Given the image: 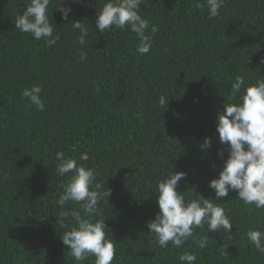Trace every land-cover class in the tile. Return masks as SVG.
Returning <instances> with one entry per match:
<instances>
[{
  "label": "trees",
  "instance_id": "trees-1",
  "mask_svg": "<svg viewBox=\"0 0 264 264\" xmlns=\"http://www.w3.org/2000/svg\"><path fill=\"white\" fill-rule=\"evenodd\" d=\"M103 2L65 0L72 8L65 20L54 8L62 0H52L60 39L47 46L15 28L28 0H0V264H77L60 236L61 220L73 226L79 205L68 202L69 215L60 216V185L71 173L58 175L57 151L93 168L111 189L100 208L115 240L112 264H180L184 252L195 253L194 264H264L247 237L264 231V208L246 205L236 191L217 200L231 233L194 229L209 236L204 249L192 239L162 249L147 227L159 212L157 182L172 169L186 172L177 190L187 198H215L208 182L223 166L218 153L227 157L218 112L236 75L246 85L264 79V0H226L213 19L193 0H144L139 14L159 27L145 55L129 27L96 29ZM73 19L90 26L83 46ZM33 84L43 88L44 111L21 96ZM161 96L169 98L165 109ZM206 136L211 147L201 149Z\"/></svg>",
  "mask_w": 264,
  "mask_h": 264
},
{
  "label": "clouds",
  "instance_id": "clouds-1",
  "mask_svg": "<svg viewBox=\"0 0 264 264\" xmlns=\"http://www.w3.org/2000/svg\"><path fill=\"white\" fill-rule=\"evenodd\" d=\"M71 2L80 3L81 0ZM143 3L144 0H104L102 7L96 11V29L106 33L113 28L124 29L127 26L139 41L136 52L147 54L159 27L139 14ZM225 3L226 0H193L196 9H207L209 19L219 16ZM51 4L52 0H28L26 8L15 20V28L21 33L31 34L37 41L43 40L47 46L55 45L60 36L58 33L54 35L57 26L48 14ZM54 8L61 12L63 19L68 20L72 11L70 3L65 5V0H62ZM82 21H71L72 29L78 30L76 41L81 46L87 43L90 27ZM79 59H87V53L81 50ZM260 64L264 65V57L260 58ZM245 81L244 75L235 76L231 83V96L228 102H224L223 111L217 115L216 130L227 157L224 158L223 150L218 153L223 166L219 175L208 182L215 192V198H206L199 193L195 198H187L185 192L178 191L179 182L186 176L184 171L172 169L158 180L156 198L159 212L147 222V227L160 248H167L169 242L179 248L192 239L196 247L204 249L209 236L197 237L194 229L199 228L204 232L205 225L210 231L231 233L233 223L222 203L217 202L219 198L228 196L230 191H236L238 198L246 205L264 208V79H256L247 85ZM42 91L41 85L33 84L30 88L25 87L21 96L38 110L44 111ZM168 100L161 96L159 105L167 108ZM199 146L201 149L210 148L211 138L206 136ZM56 158L59 161L56 165L58 175L64 177L71 173L68 182L60 185L62 193L57 200L62 210L60 216L69 215L64 211L68 202L79 205L70 212L73 226L68 227L61 220V227L67 229L60 236L63 245L69 249L77 264H84L90 256L95 257V264H112L116 255L115 240L108 235L100 208L104 199L108 200L111 189L105 190L93 168L78 165L75 158L66 157L62 151L56 152ZM247 237L256 250L264 254V231L258 228L249 230ZM178 260L180 264H194L196 255L184 252L178 256Z\"/></svg>",
  "mask_w": 264,
  "mask_h": 264
}]
</instances>
